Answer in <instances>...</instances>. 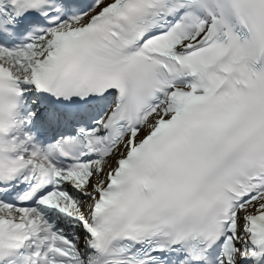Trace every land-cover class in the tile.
Listing matches in <instances>:
<instances>
[{
	"label": "snow or ice",
	"instance_id": "snow-or-ice-1",
	"mask_svg": "<svg viewBox=\"0 0 264 264\" xmlns=\"http://www.w3.org/2000/svg\"><path fill=\"white\" fill-rule=\"evenodd\" d=\"M0 264H264V0H0Z\"/></svg>",
	"mask_w": 264,
	"mask_h": 264
}]
</instances>
